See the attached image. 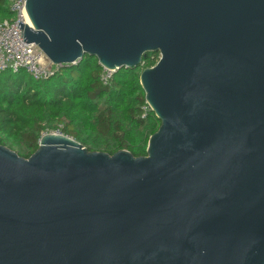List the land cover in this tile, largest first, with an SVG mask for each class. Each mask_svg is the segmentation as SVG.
<instances>
[{"label":"water","instance_id":"water-1","mask_svg":"<svg viewBox=\"0 0 264 264\" xmlns=\"http://www.w3.org/2000/svg\"><path fill=\"white\" fill-rule=\"evenodd\" d=\"M54 64L139 67L147 155L0 143V264H264V0H26Z\"/></svg>","mask_w":264,"mask_h":264},{"label":"trees","instance_id":"trees-1","mask_svg":"<svg viewBox=\"0 0 264 264\" xmlns=\"http://www.w3.org/2000/svg\"><path fill=\"white\" fill-rule=\"evenodd\" d=\"M11 17L7 0H0V21ZM159 56L150 52L139 67L120 68L110 86L101 81L98 58L88 54L46 80L24 69L1 72L0 143L28 158L44 132L59 129L92 151L147 155L161 120L146 101L140 74Z\"/></svg>","mask_w":264,"mask_h":264},{"label":"built area","instance_id":"built-area-1","mask_svg":"<svg viewBox=\"0 0 264 264\" xmlns=\"http://www.w3.org/2000/svg\"><path fill=\"white\" fill-rule=\"evenodd\" d=\"M12 17L0 21V73L6 70H26L35 80H46L66 64H54L35 43H27L21 36L19 23L29 24L26 0H7ZM70 65V64H68ZM116 69L103 67L101 81L110 86ZM54 134H64L57 129ZM44 134V133H43Z\"/></svg>","mask_w":264,"mask_h":264},{"label":"rangeland","instance_id":"rangeland-1","mask_svg":"<svg viewBox=\"0 0 264 264\" xmlns=\"http://www.w3.org/2000/svg\"><path fill=\"white\" fill-rule=\"evenodd\" d=\"M52 131H55V130L46 131V132H44V134L52 133Z\"/></svg>","mask_w":264,"mask_h":264},{"label":"bare ground","instance_id":"bare-ground-1","mask_svg":"<svg viewBox=\"0 0 264 264\" xmlns=\"http://www.w3.org/2000/svg\"><path fill=\"white\" fill-rule=\"evenodd\" d=\"M28 22H29V24H31V23H30V20H29Z\"/></svg>","mask_w":264,"mask_h":264}]
</instances>
